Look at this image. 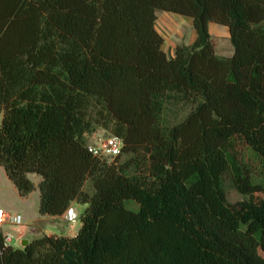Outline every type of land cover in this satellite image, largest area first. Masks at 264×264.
I'll use <instances>...</instances> for the list:
<instances>
[{"label":"trees","instance_id":"obj_1","mask_svg":"<svg viewBox=\"0 0 264 264\" xmlns=\"http://www.w3.org/2000/svg\"><path fill=\"white\" fill-rule=\"evenodd\" d=\"M159 10L195 41L169 55ZM171 105L191 110L168 125ZM0 118L19 194L36 175L40 214L85 206L72 237L17 248L0 231V264H264V0H0ZM99 129L123 141L113 160L89 150Z\"/></svg>","mask_w":264,"mask_h":264},{"label":"rangeland","instance_id":"obj_2","mask_svg":"<svg viewBox=\"0 0 264 264\" xmlns=\"http://www.w3.org/2000/svg\"><path fill=\"white\" fill-rule=\"evenodd\" d=\"M157 16L158 19L156 26L158 30L162 32L164 35L165 49L167 50L168 53L174 46L180 44H191L194 42L195 33L191 19L184 17L180 14H175L163 10H159L157 12ZM213 27L214 28L212 29V33L210 34L212 37V42L214 43L215 46V50L219 53L230 56L232 53H229V51L231 49L230 45L232 44L228 36L227 29L219 24ZM190 110L191 109H185L183 107L176 105L169 106L168 109H165V113H164L165 123H167L168 125H173L180 122L188 115ZM110 135H111L110 132L105 131L103 129H99L91 136L90 142L94 146L100 148L104 144L105 139H107ZM243 161L246 164L247 163L250 164V166L252 167L251 169H258V170L261 169L260 165L257 162H255V159L252 158L250 152L247 150L245 152ZM30 178L36 183L37 185L36 189L33 192H31L32 194L30 193L31 196L27 195L29 197L20 196L14 184L8 178L4 167L0 165V207L5 209V211L10 215L21 216V223L19 225L8 224V228L13 230V233L12 231H9L10 233H7L6 235H12L13 237L12 245L13 246L19 245L20 248L23 247L22 246L23 242L22 243L18 242L13 227H16V229L27 227V225L24 226V224H26L27 222L24 215L34 216V218L40 217L42 215L39 212V204H40V192L38 188L39 177L36 175H30ZM224 186L226 190L227 199L230 203H235L245 198L236 190V188L233 185L232 179L230 178L229 175L224 176ZM85 189L89 192H92V185L90 182L86 183ZM126 205L130 209L138 208V205L134 201L126 202ZM84 210H85V206H83V211ZM79 217L77 218V221ZM66 222H71V221H66ZM36 224L38 225V223ZM36 224L34 222V226H36ZM70 225L71 223H64V222H60V223L51 222L49 224H45L46 229L43 230L42 232H46V233L50 232V233L43 234L41 232L39 233V235L37 234L38 236L35 237L34 239L42 237L44 235L69 236L71 229ZM39 226L40 225L36 227L38 230H39ZM31 241H29V243Z\"/></svg>","mask_w":264,"mask_h":264},{"label":"crops","instance_id":"obj_3","mask_svg":"<svg viewBox=\"0 0 264 264\" xmlns=\"http://www.w3.org/2000/svg\"><path fill=\"white\" fill-rule=\"evenodd\" d=\"M185 17V16H184ZM213 23V24H212ZM211 23V27H210V33H212V29L214 28L213 26H216V25H218V23H215V22H212ZM219 25H221V24H219ZM224 28H226L227 29V31H228V36H229V38H230V33H229V29H228V27H226V26H224V25H222ZM158 29V28H157ZM225 29V30H226ZM160 32V31H159ZM161 34H162V36L164 37V35H163V33L162 32H160ZM194 33H195V30H194ZM195 39H196V33H195ZM195 39H194V41H195ZM192 44V43H191ZM186 45H189V44H186ZM178 46V45H177ZM177 46H174L171 50H170V52L168 53L167 52V50L165 49V42H164V44H163V49L169 54V55H173L174 54V51H175V48L177 47ZM230 47H231V49H230V51H229V53H232L233 54V46L232 45H230ZM216 53L218 54V55H220V56H225V57H228V55H225V54H222V53H219V52H217L216 51ZM231 54V55H232ZM230 55V56H231ZM39 183V182H38ZM15 186V185H14ZM16 188V187H15ZM16 190H17V188H16ZM18 191V190H17ZM19 193V192H18ZM32 194V193H31ZM31 194H29V196H31ZM20 195V194H19ZM21 196V195H20ZM29 196H27V197H29ZM27 197H25V198H27ZM71 207H77L78 209H79V211H80V214L83 212V206L81 207V205H79L77 202H73L72 203V205H71ZM0 208H2V207H0ZM24 217H25V219H26V224H24V226L25 225H27V227H22V228H18V229H16V227H13V229L15 230L14 232L16 233V237H17V240H18V242L19 243H22L23 241H25V240H28V241H31V240H33L35 237H37L38 235H39V233H41L43 230H45L46 229V226H45V224H49V223H51V222H64V223H71V225H70V227H71V229H70V235L69 236H75L76 234H77V232H78V229L80 228V226H81V222L79 221V219H78V221H77V219L75 220V221H71V222H66L64 219H63V216H50V215H41L40 217H36V218H34V216H29V215H24ZM34 222H35V224L36 223H38V225H40L39 226V230L36 228L38 225L36 224V226H34ZM32 223V224H31ZM73 223V224H72ZM0 230L2 231V233L4 234V235H6L7 233H10L9 231H12V233H13V230H11L10 228H8V224H5V225H2V226H0ZM73 232V233H72ZM43 234L45 233V234H49V233H46V232H42ZM38 234V235H37ZM55 234V233H54ZM12 244H13V242H12ZM14 247H17V248H20V246L19 245H17V246H14Z\"/></svg>","mask_w":264,"mask_h":264},{"label":"built area","instance_id":"obj_4","mask_svg":"<svg viewBox=\"0 0 264 264\" xmlns=\"http://www.w3.org/2000/svg\"><path fill=\"white\" fill-rule=\"evenodd\" d=\"M122 146L123 141L121 139L116 137H108L107 139H105V142L102 147L98 148L93 144H90L89 150L99 157L113 160L116 156L121 153ZM20 223V215H10L5 211V209L0 208V226L4 224L19 225ZM12 241V235L5 236V244H11Z\"/></svg>","mask_w":264,"mask_h":264},{"label":"water","instance_id":"obj_5","mask_svg":"<svg viewBox=\"0 0 264 264\" xmlns=\"http://www.w3.org/2000/svg\"><path fill=\"white\" fill-rule=\"evenodd\" d=\"M80 216V211L77 207H71L63 216L65 221H74ZM29 244L28 240L23 241L22 246L26 247Z\"/></svg>","mask_w":264,"mask_h":264}]
</instances>
